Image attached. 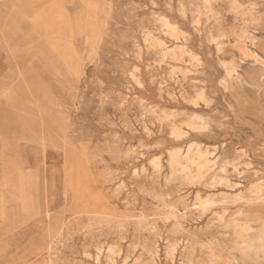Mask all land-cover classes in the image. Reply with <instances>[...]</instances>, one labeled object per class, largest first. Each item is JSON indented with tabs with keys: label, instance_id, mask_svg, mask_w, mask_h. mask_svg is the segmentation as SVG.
<instances>
[{
	"label": "rangeland",
	"instance_id": "rangeland-1",
	"mask_svg": "<svg viewBox=\"0 0 264 264\" xmlns=\"http://www.w3.org/2000/svg\"><path fill=\"white\" fill-rule=\"evenodd\" d=\"M258 236L264 0H0V264H264Z\"/></svg>",
	"mask_w": 264,
	"mask_h": 264
},
{
	"label": "bare ground",
	"instance_id": "bare-ground-1",
	"mask_svg": "<svg viewBox=\"0 0 264 264\" xmlns=\"http://www.w3.org/2000/svg\"><path fill=\"white\" fill-rule=\"evenodd\" d=\"M148 39V38H147ZM145 41V40H144ZM174 51H175V48H174ZM169 53V52H168ZM146 129V128H145ZM147 130V129H146ZM192 148V147H191ZM191 148L188 150V154H189V152L191 151ZM198 149V148H197ZM196 155H197V158L199 159V161L201 160V163L202 164H208L209 162H210V159L207 157V155H206V153L205 152H203V151H201V149H199V150H196ZM179 155V152H175V153H173L172 154V159L173 160H176L177 159V156ZM194 158V157H193ZM216 221V220H215ZM213 223V222H212ZM224 234V233H223ZM257 238V240L256 241H261V242H259L258 244V246L257 247H255L254 246V248H259V247H264V236H258V237H256ZM249 242H251L250 240H248ZM263 241V242H262ZM261 243V244H260ZM250 244V243H249ZM251 249V248H250ZM259 249H261V248H259ZM111 249H109V251H110ZM112 250H113V248H112ZM262 250V249H261ZM255 257V256H254ZM261 263V262H260Z\"/></svg>",
	"mask_w": 264,
	"mask_h": 264
}]
</instances>
